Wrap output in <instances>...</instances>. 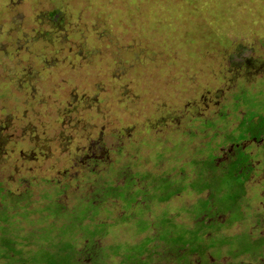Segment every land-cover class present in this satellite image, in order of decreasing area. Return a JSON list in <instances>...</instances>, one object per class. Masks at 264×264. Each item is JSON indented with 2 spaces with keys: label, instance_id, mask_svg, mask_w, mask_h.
Listing matches in <instances>:
<instances>
[{
  "label": "rangeland",
  "instance_id": "374dc122",
  "mask_svg": "<svg viewBox=\"0 0 264 264\" xmlns=\"http://www.w3.org/2000/svg\"><path fill=\"white\" fill-rule=\"evenodd\" d=\"M250 109L264 115V0H0V218H9L0 252L12 224L23 257L55 251L48 245L60 232L78 250L96 233L91 255L101 248L106 264H122L125 249L163 237L165 213L178 228L192 225L203 207L191 204L197 197L181 187V171L193 178L212 153L226 154ZM126 166L135 174L123 177L135 185L127 202L138 204H85L95 193L107 198L104 186L124 185ZM263 177L247 183L252 202L263 196ZM138 188L172 197L159 202L147 190L141 198ZM218 200L217 213L232 203L219 216L235 219L236 201ZM247 219L231 233L254 223ZM202 220L219 223L214 211ZM23 236L30 242L20 244ZM159 263L177 264L166 253Z\"/></svg>",
  "mask_w": 264,
  "mask_h": 264
},
{
  "label": "flooded vegetation",
  "instance_id": "af4514ba",
  "mask_svg": "<svg viewBox=\"0 0 264 264\" xmlns=\"http://www.w3.org/2000/svg\"><path fill=\"white\" fill-rule=\"evenodd\" d=\"M253 120L255 129H258L257 133L249 130V132L243 133L245 135L240 140L234 137L231 138L226 143L229 147L224 152L226 154L220 156L212 153L211 158L206 161L203 170L197 165L193 167L195 169V177L190 178L186 171H181L180 176L182 175V177L180 178L184 180L181 183V187L191 191L193 196L196 195L197 197L191 204H196L200 200L199 202L202 203L203 207V211L197 215L190 216V219L194 221L192 225L179 226L187 233L188 238L198 237L201 239L200 244L194 246L196 248L195 251L191 254H186L182 250L175 253L169 252L168 248H165L161 243L162 241L157 240L155 244L151 242L146 246L148 249L150 247V250L143 249L141 254L137 257L135 256L133 262L127 264H160V259L163 258L165 253L177 264H264V230L257 229L258 227L264 229V226H262L264 224V202L261 204L262 211H255V202L264 200V177L261 180L263 196L259 194L257 201H251L250 196L252 192L254 194V190L252 187L248 188L249 185L247 184L251 179H259L261 175L264 176V151H259L262 154L261 161H254L252 157L256 156V153L255 155L252 153L253 148L256 150L264 148V115L259 114V116H256L254 114ZM248 125L244 129H249L250 124ZM222 146L219 145L217 148ZM198 162L200 163V161ZM257 163L259 164L256 165ZM231 177L232 179L234 177L239 178L235 180L236 184L233 181H228L226 186L224 180ZM179 195L181 194L179 193ZM226 195H228L229 199H231L230 196L235 197L233 200L237 204L236 216H234L236 218L230 221L219 216L226 206L222 205L221 208H218V213L216 212L215 200L218 198V201H222ZM164 201L166 202L167 200ZM241 201L244 202L241 203ZM190 205L187 206L189 207ZM131 208L128 207L127 210L130 211ZM247 209H250L249 216L245 213ZM213 211L217 214L219 223L208 222L206 224L202 218H206ZM251 216L254 220V223L249 221L252 227L248 225L249 223H246L243 229H237L234 233H231L235 226L239 225V223L243 224ZM200 227H203L201 231ZM203 230L205 232H202ZM217 248L222 253L215 254L214 251L218 250ZM161 249H165V253ZM154 255L158 256L155 258ZM166 258L168 257L164 259ZM221 259L224 260L222 261Z\"/></svg>",
  "mask_w": 264,
  "mask_h": 264
},
{
  "label": "trees",
  "instance_id": "16d2710c",
  "mask_svg": "<svg viewBox=\"0 0 264 264\" xmlns=\"http://www.w3.org/2000/svg\"><path fill=\"white\" fill-rule=\"evenodd\" d=\"M249 113H251V115H248ZM253 116H254V114H253V111H251V110H249L247 115L244 114L243 118L241 119L242 120V123H241L242 132H240L238 134L239 136H241V137L244 136L245 134H243V133H247V132H249V130L250 131H255V133H257L258 129H255V127H254L255 123H254V120H253ZM248 124H250V128L249 129H244V127L249 126ZM233 137L234 136H232V138ZM234 138L236 139V137H234ZM210 158H211V156L209 157V159ZM128 173L133 174V176L135 175L134 173H132L130 171V167L129 166H126V170L124 168L121 169L120 176H121V180L123 182H125V180H123V177L126 176V178H127L128 177ZM133 176H131L132 182L134 180ZM126 181H128V179ZM122 188H125L124 192H122ZM134 188H135V185H131L130 186V184H127V182H125V184L122 185V186L121 185L112 186V184H111V186H109V188L107 186H104V188H102V189H104V190L106 189L108 191V193H109L107 198L105 197L103 199H99L100 195L95 193V194H93V197L89 198L87 200V202H85V204L88 203L89 205H91V207L95 206L96 209H101V207L103 206V203L105 202V200L107 201V199L112 198L115 201L116 200L117 201H121V200L125 201L126 200L127 208L128 207L129 208H131V207L133 208L136 204H138L139 201H141V199L138 198V199H133V200H130V201L127 202V199L130 197V194L133 192ZM165 189H166V192H164L163 190L160 191L159 189H154L152 191L149 188H146V189L138 188L137 193L139 192L138 195H140V197L143 198L144 193L150 194L149 192H147V190H150L154 197H158V196H155V195L159 194V201H164V200H168V199H170V197H172L171 194L167 193L168 192L167 188H165ZM4 191H5L4 188L0 184V209L3 207V205H4L3 201H5V197H6V194H5L6 192L3 193ZM110 193H112V194H110ZM126 196H127V198H126ZM230 198L233 199L235 197L230 196ZM225 202H226V200L224 201V204H223V206H226L225 209H227V207L229 205H232V203H228V202L225 203ZM54 206L56 208L54 214L61 215L63 213L62 210H64V208H61V207H59L58 205H55V204H54ZM7 212H6V215H5L4 218H0V223L4 222L5 221L4 219H6V218L9 219L7 217V214H8ZM88 214L89 213L87 211L86 217H88ZM61 216H63V215H61ZM120 216H122V214ZM84 218H81V220L77 219V221H79V223H81V222L84 221ZM148 220L151 221L152 224H156L154 219H148ZM163 220L164 221L160 224L161 229L159 230V234L162 233V232H165V234L162 235L163 237H161V239H159V237L157 235H154L155 237L153 239H151V240L149 239L147 241V244H150L151 242H155V241L159 240V241H162L161 243L163 244V246L165 248H168L167 250H169V252L175 253L176 251L178 252V251L182 250V251H185L186 254L193 253V251H195V249H196L194 246L196 244H200L201 239L198 238V237H196V238L189 237L188 238V236L186 235L187 233H185L181 229V227L178 228V226L173 223V220L170 217L166 218V216L164 215L163 216ZM7 227H8V225H6V228ZM199 229L201 231L203 229V227H200ZM144 230H146V229H144ZM17 232H18L17 228L11 224L10 229H9V233H11V234H9L11 236V241L9 240L7 242H3L2 243V247L6 250V253L3 254L2 252H0V254L2 255V258H5V259L7 258L8 262L11 259H14L15 263H13V264H84L83 259L88 260L91 264H106V262H107L106 259H108V258H105L106 257V251L100 250L101 248L99 250L97 249L98 250L97 253L91 255L92 254L91 248L93 246H96V245H98L100 243L98 241L97 237L101 236L102 234L97 235L96 233H94V236H88L87 237V244L83 248L78 250L75 247L77 245L76 242L72 243V241L69 240V238H68L69 236L67 234L68 232H60V235L57 236V238L59 239V242L58 241L56 242V246H49L48 245L49 248L55 247V251H51L50 250L48 252L47 251L44 252L45 251L44 250L42 252V254L40 255L41 259L38 258L36 260L34 257L32 259H30V255L29 254H26L27 256L23 257L25 255L24 251L20 250V249L17 250V248L15 247V245L17 243L16 238L20 237V235L17 234ZM202 232H205V230H203ZM44 239L46 240V242H48V244L51 243V239H50L49 236L44 237L42 239V241ZM25 240H26V244L30 242V238L29 237L23 236L21 238L22 242H20V244H23V241H25ZM147 244H145V247L144 246H139V248H136V245H134V246H132L130 248L125 249V250H128V252H127L128 255L127 254L125 255L123 261H121L122 264H127V263H130V262H133V259L135 258V256L137 257L139 254H141L143 249L144 250L148 249V248H146ZM120 248H122V246L118 245L117 247H112L109 250L113 254H117V252L120 250ZM60 261H62V262H60ZM8 262H7V264H8Z\"/></svg>",
  "mask_w": 264,
  "mask_h": 264
}]
</instances>
